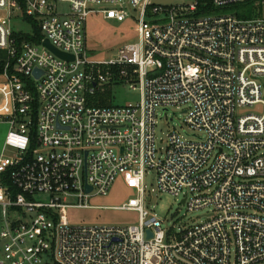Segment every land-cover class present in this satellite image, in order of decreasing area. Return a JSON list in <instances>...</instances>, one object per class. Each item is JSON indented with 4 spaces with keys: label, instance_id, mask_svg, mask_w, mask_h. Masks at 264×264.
<instances>
[{
    "label": "built area",
    "instance_id": "obj_1",
    "mask_svg": "<svg viewBox=\"0 0 264 264\" xmlns=\"http://www.w3.org/2000/svg\"><path fill=\"white\" fill-rule=\"evenodd\" d=\"M254 1L258 17L240 19L198 15V1L0 0V264H264V0L212 4ZM93 16L134 18L139 42L89 60ZM14 18L32 32L14 30ZM110 83L141 101L91 104ZM179 106L202 136L173 131L159 149V112ZM150 171L189 212L210 209L206 220L164 230L144 207ZM119 177L137 194L122 208L139 213L137 225L69 223L68 209Z\"/></svg>",
    "mask_w": 264,
    "mask_h": 264
},
{
    "label": "rangeland",
    "instance_id": "obj_2",
    "mask_svg": "<svg viewBox=\"0 0 264 264\" xmlns=\"http://www.w3.org/2000/svg\"><path fill=\"white\" fill-rule=\"evenodd\" d=\"M197 0H175V5L189 6L196 4ZM260 2H247L235 4L225 9H217L211 16H237L240 19H253L261 13ZM19 16L15 14V17ZM13 29L30 34L31 26L25 22H15ZM138 23L130 18L124 23L105 21L100 16H93L87 25V51L88 59L92 61L110 60L117 56L119 50L126 45L139 42L137 34ZM104 92L96 93L89 100L93 105L125 106L137 104L141 101L139 89L132 90L129 85H118L110 83L104 87ZM187 109L185 106L170 108L167 112L160 111L159 122L156 127L157 146L164 150L168 136L176 131L187 140H195L202 134L192 130L184 121ZM163 117V119H160ZM174 120L171 121V118ZM9 132V124L0 121V155L5 138ZM194 135L196 137H194ZM135 191L126 187L122 178H118L106 196L93 195L87 202L86 208H74L67 210L68 221L77 226H108V227H130L139 223V213L134 210L122 209L130 200L136 199ZM43 197L42 201H46ZM71 203L77 204L71 198ZM144 207L152 216L162 221L164 230L180 227L188 228L200 224L206 220L210 209L189 212L182 204V197H174L163 193L158 189L157 175L148 172L145 178Z\"/></svg>",
    "mask_w": 264,
    "mask_h": 264
},
{
    "label": "water",
    "instance_id": "obj_3",
    "mask_svg": "<svg viewBox=\"0 0 264 264\" xmlns=\"http://www.w3.org/2000/svg\"><path fill=\"white\" fill-rule=\"evenodd\" d=\"M154 4H167L170 5L174 2V0H153ZM44 46H46L49 50H51L53 53H55L57 56H59L60 58L64 59V60H73L72 56H68L64 53L59 52L58 50H56L47 40L43 43ZM35 75L38 77L39 76V72L36 71ZM261 111V108H259ZM91 188H88V191H91ZM149 233V236H151V233Z\"/></svg>",
    "mask_w": 264,
    "mask_h": 264
},
{
    "label": "trees",
    "instance_id": "obj_4",
    "mask_svg": "<svg viewBox=\"0 0 264 264\" xmlns=\"http://www.w3.org/2000/svg\"><path fill=\"white\" fill-rule=\"evenodd\" d=\"M198 1V15L211 14L215 12V8L212 4V0H197ZM2 54H0L1 57ZM1 62H0V71H1ZM107 106V105H102Z\"/></svg>",
    "mask_w": 264,
    "mask_h": 264
}]
</instances>
